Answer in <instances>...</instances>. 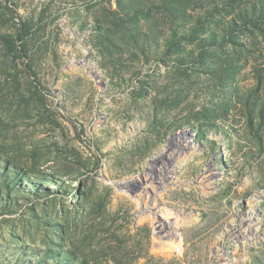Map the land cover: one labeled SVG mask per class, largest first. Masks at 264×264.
Masks as SVG:
<instances>
[{
  "label": "rangeland",
  "instance_id": "rangeland-1",
  "mask_svg": "<svg viewBox=\"0 0 264 264\" xmlns=\"http://www.w3.org/2000/svg\"><path fill=\"white\" fill-rule=\"evenodd\" d=\"M218 201L206 257L153 248ZM0 264H264V0H0Z\"/></svg>",
  "mask_w": 264,
  "mask_h": 264
},
{
  "label": "bare ground",
  "instance_id": "bare-ground-1",
  "mask_svg": "<svg viewBox=\"0 0 264 264\" xmlns=\"http://www.w3.org/2000/svg\"><path fill=\"white\" fill-rule=\"evenodd\" d=\"M188 149H189V146L186 144L185 137L184 136L177 137L175 140L172 141V144L170 146V149L168 150V153L158 155L149 162V164L147 165L142 175V179L132 180V181H129L128 183L121 184V186L124 188L132 189L133 188L132 186H135V187L141 186L142 189L143 188L145 189L146 195L148 196V199L150 200L151 204L140 209L141 215H145L146 212L148 211L154 212L158 208V206H156L158 194L160 193L161 190L167 188L168 183H170V180L172 179L171 163L173 162V160H175L176 155H178L180 151L182 150L185 151ZM207 174L208 176L205 178L206 181L204 180L205 182L203 183L205 184L207 183V186H209L211 184V180L213 181V179L217 176V174L212 170V168L207 171ZM185 192H188V194L193 195V196L196 193L195 189H192V188L187 189ZM205 194L208 195L206 196L208 198L209 193H205ZM166 195L167 194H162L161 198L165 197ZM143 198L141 197L140 199H143ZM144 200H143V203H144ZM130 203L132 202L129 199L127 201V199L123 197L118 202V206L120 209H124L125 206H127ZM221 203L220 202L217 203L210 210L211 215L214 214V216L212 217V219L210 218L209 221L206 220L205 218H204V221H196L194 219L190 220L187 217H184L181 219V222L178 225L177 224L167 225L164 223H158L157 233L152 243L153 248L158 247L160 251L166 250L167 252H171V250L175 247L174 245L176 243L175 239H176L177 234L175 233V230L177 229L187 230V231L189 230L190 234L193 237L197 238V247L200 250L199 257L200 256L202 258L206 257L209 247L214 242L215 232L218 231V229L220 230L221 225L224 223V222L222 223V219L225 216V207L222 206ZM150 221H152L150 216H142L140 219V224L143 223L149 226V224L151 223ZM222 239H224V237L221 238L220 242H222Z\"/></svg>",
  "mask_w": 264,
  "mask_h": 264
}]
</instances>
